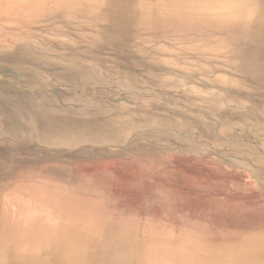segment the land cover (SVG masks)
<instances>
[{
    "label": "rangeland",
    "instance_id": "rangeland-1",
    "mask_svg": "<svg viewBox=\"0 0 264 264\" xmlns=\"http://www.w3.org/2000/svg\"><path fill=\"white\" fill-rule=\"evenodd\" d=\"M11 8L0 0L1 196L14 189L37 207L43 195L31 182L51 180L65 186L58 203L96 201L97 218L133 216L156 232L184 229L220 244L237 242L249 220L264 216V169L256 161L264 159V117L246 97L256 85L251 76H264L253 65L263 57L184 48L204 39L196 34L174 46L172 74L188 80L183 87L81 82L42 51L34 28L41 19ZM189 87L196 93L186 95ZM49 168L67 180L46 176Z\"/></svg>",
    "mask_w": 264,
    "mask_h": 264
},
{
    "label": "bare ground",
    "instance_id": "bare-ground-1",
    "mask_svg": "<svg viewBox=\"0 0 264 264\" xmlns=\"http://www.w3.org/2000/svg\"><path fill=\"white\" fill-rule=\"evenodd\" d=\"M5 1L41 19L33 27L42 33V51L52 55L50 61L63 67L69 79L81 82L117 78L123 87L138 82L183 87L188 80L172 74L180 54L174 46L178 39L196 34L204 39L187 40L184 48L264 58V0ZM246 63L251 61L232 60ZM253 63L264 69V64ZM251 79L256 85L246 97L264 117V76L254 74ZM195 93L193 87L185 92ZM256 161L264 169V159ZM12 194L0 195V264H264V216L249 220V230L240 231L237 242L220 244L184 229L156 232L133 216L108 218L96 229L84 230L69 215L73 221L64 216V222L51 227L41 205L32 207L21 194Z\"/></svg>",
    "mask_w": 264,
    "mask_h": 264
},
{
    "label": "crops",
    "instance_id": "crops-1",
    "mask_svg": "<svg viewBox=\"0 0 264 264\" xmlns=\"http://www.w3.org/2000/svg\"><path fill=\"white\" fill-rule=\"evenodd\" d=\"M66 173L67 172H64V170H57V168H49L46 170V176H48V174L52 175V176H57V177L62 176L65 180H67V176H65ZM30 186L35 191H39V193L41 195H43V196H39L42 200H44V203L40 204L41 205V212H42L41 214L43 216H45V219L47 218L46 219L47 221H51V227L54 225L56 226V225L64 222V220H65V218H63L64 216H67L66 220H69V221H73L71 219H74V221H73L74 224H76L78 228L82 227V229H84V230H86V228L90 229V230L96 229L98 224H100V223L104 222L106 219H108V218H97V217L93 216L95 210L100 208V205L96 201H93V200L81 201L77 197H72V196L69 197V195H67L69 197L68 203L67 202L65 204L58 203L57 200H55L56 199L55 196L64 192L65 186H63L62 184L56 185V184L52 183L51 180H47V181L42 180L41 182H31ZM12 193H16V190L13 189ZM44 205L46 207H44ZM47 205L50 207L55 206L57 210L50 212ZM43 209H44L45 213L43 212ZM56 215H57V217H56ZM68 216L71 219L68 218ZM77 218L79 220H77ZM88 218L89 219L91 218V219L89 220ZM75 220L78 222L76 223ZM91 220H94V221H91ZM53 228H51V230H53Z\"/></svg>",
    "mask_w": 264,
    "mask_h": 264
}]
</instances>
